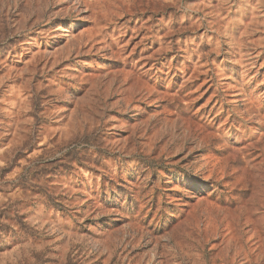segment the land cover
I'll return each instance as SVG.
<instances>
[{
	"label": "rangeland",
	"instance_id": "1",
	"mask_svg": "<svg viewBox=\"0 0 264 264\" xmlns=\"http://www.w3.org/2000/svg\"><path fill=\"white\" fill-rule=\"evenodd\" d=\"M0 264H264V0H0Z\"/></svg>",
	"mask_w": 264,
	"mask_h": 264
}]
</instances>
